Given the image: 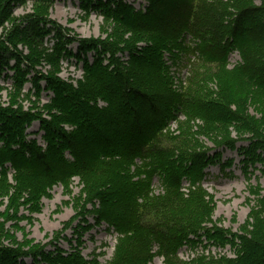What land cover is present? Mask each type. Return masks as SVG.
<instances>
[{"label": "trees", "instance_id": "16d2710c", "mask_svg": "<svg viewBox=\"0 0 264 264\" xmlns=\"http://www.w3.org/2000/svg\"><path fill=\"white\" fill-rule=\"evenodd\" d=\"M32 1L29 19H12L14 0H0V27L9 42L0 40V78L13 70L7 78L16 97L23 93L32 107L28 112L21 106L0 107V264H29L26 259L31 264H103L99 255H82L80 238L66 251L57 237L51 243L55 252H46L47 246L34 244L21 225L41 213L42 200L55 185L68 192L75 178L85 195L81 206L76 204L77 229H88L82 219L90 214L96 226L106 224L117 234L106 264H150L157 257L164 264H261L264 195L254 193L258 199L249 229L234 234L204 227L215 204L203 188L210 159L198 136L207 137L214 148L234 147L237 140L227 136L229 128L264 139V117L244 119L231 112V106L241 110L248 101L264 107V73L254 75L255 67L246 70L239 64L229 70L225 60L227 49L241 56L264 54V20L257 15L248 21L253 13L264 14V0L261 6L256 0H147L143 10L125 0H80L83 11L103 16L113 33L106 41L78 40L77 53L70 49L74 40L66 39L50 19L53 0ZM24 32L32 38L21 37ZM51 37L49 47L45 40ZM141 42L151 45L139 50ZM20 44L28 54L19 51ZM126 51L123 63L116 55ZM165 51L172 53L174 72L164 60ZM183 55L196 59L192 63L189 58L192 69L202 70L216 92L206 82L189 84L185 92L175 88ZM74 58L83 63L78 87L59 75L62 61ZM43 63L50 67L48 75L38 70ZM32 73L36 76L29 79ZM29 82L32 89L26 92ZM43 92L53 94L48 103H43ZM181 117L186 120L179 121L174 136L169 129ZM35 121L45 147L28 140L27 130ZM155 177L161 185L158 194ZM74 218L65 228L73 227ZM204 235L214 244L204 245ZM186 245L193 250L201 245L203 251L184 260L180 251ZM211 246L228 248V256H216L219 249L212 253Z\"/></svg>", "mask_w": 264, "mask_h": 264}, {"label": "rangeland", "instance_id": "374dc122", "mask_svg": "<svg viewBox=\"0 0 264 264\" xmlns=\"http://www.w3.org/2000/svg\"><path fill=\"white\" fill-rule=\"evenodd\" d=\"M14 0L11 4L13 10L12 19H29L34 12V1L24 0V3H20V0ZM52 1V0H51ZM129 4H132L137 10L145 9L147 5V0H125ZM17 3V4H16ZM256 6L263 5L262 0H256L254 2ZM45 6V5H43ZM50 19L61 26L60 33L65 36L66 39H73V45L70 49L77 53L79 42L78 40H108L110 34L113 33V28L104 21L103 16L96 12H85L81 8L80 0H53L52 5L48 7ZM259 16L264 20V14L253 13L248 17L250 22L256 16ZM181 14H178L177 18H180ZM171 20V19H168ZM25 22V21H24ZM21 22V23H24ZM228 25L229 23L226 22ZM9 27V25H7ZM232 27V26H231ZM7 32V31H6ZM3 28L0 27V40L7 46L9 42L5 40V33ZM21 37L30 39L32 38L29 33H20ZM129 37V35H126ZM226 41L228 37H223ZM51 38H47V45L49 47L53 46V41ZM229 44V43H227ZM148 45L147 42H141L138 44V49L142 50ZM19 51L28 54L29 50L22 44L18 47ZM238 51H230L227 49L226 58L228 60V69L232 70L234 67H238L239 64L242 67L247 68L253 66L251 72L254 75L260 76L264 73V54H249L241 56L237 53ZM129 52H119L116 57L119 58L123 63H125L126 56ZM94 53L89 55L91 60H94ZM172 53L170 51L164 52V60L171 67V71L174 72L177 69V65L173 66V61L171 59ZM189 58L192 63L196 59L186 55L182 56L179 60V65L181 68L179 70L180 79H174L175 88L179 91H186L189 84L197 83L198 86L204 85L212 91H217V86L215 83H211L208 77H206L202 70L199 68L192 69V63L189 62ZM15 62L12 61L13 66ZM106 60V64H107ZM178 65V66H179ZM38 70L41 74L48 75L50 67L43 63V65H38ZM7 74L11 77L15 74L13 70H6L3 72L0 78V107L1 108H13L18 109L21 106L24 111L28 112L31 109V104L26 100V96L21 93L19 97H16L17 91H15L14 83L11 79L7 78ZM60 77L70 83L75 87H78L79 79L83 78V63L78 62L75 58L70 61H62V69L60 72ZM249 75L252 74L249 72ZM35 73L28 76L29 79L35 77ZM108 76V74H104ZM45 87V83H42ZM32 89L31 83L25 85V91ZM52 93L43 92V103H48ZM72 105L74 101H71ZM231 112L235 116H242L244 119L254 118L261 119L264 117V107L255 101H248L244 109L237 110L234 106H231ZM186 118H179L177 122H174L169 129L174 136L177 135V130L179 127V121L184 122ZM198 120L200 124L201 121ZM247 121V120H246ZM203 125V124H202ZM204 125L202 126V128ZM66 130H72L73 128L67 126ZM194 130H197L195 128ZM264 133V128L262 129ZM207 128L204 127L202 134H206ZM28 140H36L38 143L45 147V143L42 139L44 133L40 130V123L35 121L31 127L27 130ZM108 136V135H107ZM227 136L237 140L234 147L219 146L215 147L204 135L198 138L206 144L202 152L208 154L209 164L205 166L203 174L205 178L203 180V188L212 196V203L215 204V209L210 217V222L205 224V228L211 229L217 227L225 231H230L234 234L241 232L242 229L251 227L252 219H250L251 208L256 203L255 192H259L264 195V139L254 137L246 132L236 131L234 128L228 129ZM243 136V139H239ZM109 137V136H108ZM252 137V138H251ZM118 143V142H117ZM210 149V151H209ZM86 151V150H84ZM84 151L82 153H84ZM201 152V153H202ZM135 153V152H133ZM135 168L133 167V170ZM189 181H185L184 185L188 187ZM154 190L156 194L161 191L160 180L158 177L154 179ZM84 185L80 182L78 178L72 181L71 188L67 192L64 190L62 184L55 185L51 191H49L50 197L44 198L42 200L43 208L41 213L32 214L33 222H28V220L22 221L21 225L25 228L28 238L33 241L34 244L42 245V247L47 246L46 252H55L53 241L59 237V246L66 251H70L71 246H77V240L80 238L82 245V255L87 259H92L95 255L100 256V261L106 264L112 259L115 246L117 243V234L110 231L106 224L102 226H96L93 217L87 214L83 220L84 226L88 225L87 230L77 229L79 221L76 219V214L81 206V196L83 194ZM262 191V192H261ZM258 193V194H259ZM258 199V198H257ZM75 217V218H74ZM74 218V225L72 228H65V226ZM63 236L66 239H63ZM20 241H23V234L18 233ZM192 239H197L192 236ZM201 240L204 245L207 246L214 244L213 241L209 242V239L204 235ZM212 243V244H211ZM218 255H226L222 248L209 247L212 253L217 252ZM203 251L200 245L197 250H193L190 246L186 245L181 251L180 256L187 260L194 255L201 253ZM232 253L234 251L231 249ZM29 264H31V259H26ZM261 264H264V259L260 260ZM150 264H164L163 258L157 257L153 259Z\"/></svg>", "mask_w": 264, "mask_h": 264}]
</instances>
